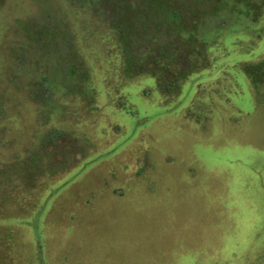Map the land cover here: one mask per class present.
Wrapping results in <instances>:
<instances>
[{"label": "rangeland", "instance_id": "1", "mask_svg": "<svg viewBox=\"0 0 264 264\" xmlns=\"http://www.w3.org/2000/svg\"><path fill=\"white\" fill-rule=\"evenodd\" d=\"M0 264H264V0H0Z\"/></svg>", "mask_w": 264, "mask_h": 264}, {"label": "trees", "instance_id": "2", "mask_svg": "<svg viewBox=\"0 0 264 264\" xmlns=\"http://www.w3.org/2000/svg\"><path fill=\"white\" fill-rule=\"evenodd\" d=\"M156 2H157V1H156ZM159 3H160V2H159ZM159 6H160V7H163V4H159ZM169 9H170V7L168 8V10H169ZM171 11H172V13H173V17H175V15H177V13H178V10H176V9H172ZM113 19H114L115 22L112 23V24H113L112 26H114V28H116V27H119V25H120V26H121L120 28H122V26H123L124 24H122V23H121V24H117V22L119 21L117 17H116V18H113ZM122 31H123V30H121L120 33H122ZM118 33H119V32H118Z\"/></svg>", "mask_w": 264, "mask_h": 264}]
</instances>
